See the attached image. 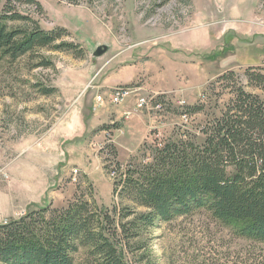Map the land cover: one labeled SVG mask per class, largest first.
I'll use <instances>...</instances> for the list:
<instances>
[{
  "label": "rangeland",
  "instance_id": "rangeland-1",
  "mask_svg": "<svg viewBox=\"0 0 264 264\" xmlns=\"http://www.w3.org/2000/svg\"><path fill=\"white\" fill-rule=\"evenodd\" d=\"M38 1L43 12L0 0V16L9 7L46 30L66 27L63 40L79 43L84 56L54 46L16 60L0 52V223L82 198L108 210L119 233L131 229L127 242L118 238L127 264H264V243L205 209L137 231L135 216L150 210L114 193L127 165L151 162L155 147L203 142V127L240 91L264 107V83L253 76L264 74V0ZM103 44L109 50L94 56ZM130 84L141 89L113 103L111 92ZM152 93H161L163 107H139ZM126 210L132 215L124 218ZM75 264H92L89 247L79 248Z\"/></svg>",
  "mask_w": 264,
  "mask_h": 264
},
{
  "label": "trees",
  "instance_id": "trees-1",
  "mask_svg": "<svg viewBox=\"0 0 264 264\" xmlns=\"http://www.w3.org/2000/svg\"><path fill=\"white\" fill-rule=\"evenodd\" d=\"M14 2L44 10L38 0H8ZM9 21L24 25L11 26ZM70 34L63 26L46 30L39 21L9 7L0 16V52L12 60L46 46L78 48L83 57L79 43L63 40ZM253 76L264 83V74ZM202 131L205 139L201 143L170 140L153 149L151 162L127 165L114 193L131 197L150 210L135 216L137 231L156 219L167 222L205 209L238 235L264 243L262 103L242 90L223 115ZM131 215L130 210L123 212L124 218ZM115 222L108 210H98L95 201L82 198L63 208L29 210L0 223V264H75L81 246L89 247L92 264H127L120 246L123 241L118 238L127 242L133 234L126 225L119 233Z\"/></svg>",
  "mask_w": 264,
  "mask_h": 264
},
{
  "label": "built area",
  "instance_id": "built-area-1",
  "mask_svg": "<svg viewBox=\"0 0 264 264\" xmlns=\"http://www.w3.org/2000/svg\"><path fill=\"white\" fill-rule=\"evenodd\" d=\"M141 88L135 84L130 85H118L117 91H112L111 101L113 103H123L126 101V99L133 93L139 91ZM161 93H152L150 96L147 97H141L138 100V106L141 108H146L148 111L154 110V109H161L163 107L162 97H159ZM162 96V95H161ZM97 100L100 103H104L105 99L103 95H98ZM187 116V115H186ZM185 116V117H186ZM115 175V172H113V176Z\"/></svg>",
  "mask_w": 264,
  "mask_h": 264
},
{
  "label": "water",
  "instance_id": "water-1",
  "mask_svg": "<svg viewBox=\"0 0 264 264\" xmlns=\"http://www.w3.org/2000/svg\"><path fill=\"white\" fill-rule=\"evenodd\" d=\"M108 50H109L108 45H105V44L98 45L94 51V56L100 57V56L104 55Z\"/></svg>",
  "mask_w": 264,
  "mask_h": 264
},
{
  "label": "crops",
  "instance_id": "crops-1",
  "mask_svg": "<svg viewBox=\"0 0 264 264\" xmlns=\"http://www.w3.org/2000/svg\"><path fill=\"white\" fill-rule=\"evenodd\" d=\"M248 11H250V8L248 9ZM136 65H137V64H135V66H136ZM257 66H259V65H257ZM137 67H138V65H137ZM139 73H140V71H139ZM130 82H131V80H127V82H121V83H123V84H125V83L128 84V83H130ZM131 130H132V129H131ZM118 151H120V152H119V155H122V154H121V148H120V147H119V150H118Z\"/></svg>",
  "mask_w": 264,
  "mask_h": 264
},
{
  "label": "bare ground",
  "instance_id": "bare-ground-1",
  "mask_svg": "<svg viewBox=\"0 0 264 264\" xmlns=\"http://www.w3.org/2000/svg\"><path fill=\"white\" fill-rule=\"evenodd\" d=\"M115 91H117V88H116V90Z\"/></svg>",
  "mask_w": 264,
  "mask_h": 264
}]
</instances>
